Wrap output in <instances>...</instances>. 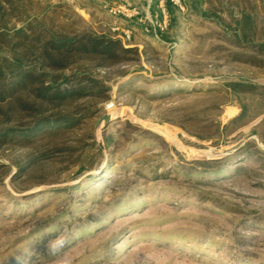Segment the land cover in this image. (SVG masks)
I'll return each mask as SVG.
<instances>
[{
	"label": "rangeland",
	"instance_id": "1",
	"mask_svg": "<svg viewBox=\"0 0 264 264\" xmlns=\"http://www.w3.org/2000/svg\"><path fill=\"white\" fill-rule=\"evenodd\" d=\"M14 1L19 18L9 28L37 17L67 33L119 38L112 27H126L110 12L120 0ZM184 6L167 5L163 30L146 33L136 22L140 61L95 71L111 79L127 74L109 80L107 101L79 103L78 111L88 107L93 116L50 145L0 148V264H59L64 257L71 264H264V157H234L226 164L241 169L217 175L193 163L227 157L248 142L247 153L264 150V0ZM150 15L163 20L159 0ZM102 19L112 23L105 29ZM130 42L124 45L135 47ZM2 45L0 59L12 57ZM230 82L257 85L242 96L248 112L200 139L195 133L209 135L243 112L227 92ZM90 135L103 156L88 148L82 161L96 160L93 167L74 165L80 154L69 149L92 142L85 140ZM55 149L62 152L18 173ZM58 235L68 243L53 253L46 245Z\"/></svg>",
	"mask_w": 264,
	"mask_h": 264
},
{
	"label": "trees",
	"instance_id": "2",
	"mask_svg": "<svg viewBox=\"0 0 264 264\" xmlns=\"http://www.w3.org/2000/svg\"><path fill=\"white\" fill-rule=\"evenodd\" d=\"M167 5L172 10L173 4L169 2ZM19 12L20 6L14 0H0V48L3 47L2 42H6L8 49L14 52L10 58L0 59V113L4 114L5 120L0 118V148L17 144L30 147L46 140H49L50 145L56 138L76 129L83 118L95 113L88 107L85 108L87 111H78L79 103L107 101L112 91L110 81L127 74L121 71L118 77L111 79L95 71L140 61L136 46L126 47L120 38L111 34L100 36L89 29L71 34L53 29L37 17L24 21V26L20 28H9L11 19L19 18ZM30 58L35 59V64L27 67L25 61ZM67 70L69 73H66ZM256 89L257 85L254 84L230 82L226 90L241 100L243 112L222 129L217 124L209 135H195L200 139H211L226 130L229 124L243 118L248 112V105L243 102L242 96L252 95ZM127 125L138 127L130 122ZM142 131L152 137L154 142L162 141L157 134ZM85 140L92 142L69 149V152L71 156L76 152L80 154L73 161L74 165L92 168L96 160L85 164L82 158L88 148H97V141L94 135ZM249 146L250 142L224 158L203 159L193 163L209 166L208 169L214 168L212 175L236 172L241 167L227 165L232 158L242 154L246 158L257 155L264 157V150L258 147L253 153H247ZM56 152L62 151L55 149L41 152L21 167L18 173L28 172L32 166L52 158ZM95 155L101 158L103 151L97 148Z\"/></svg>",
	"mask_w": 264,
	"mask_h": 264
},
{
	"label": "built area",
	"instance_id": "3",
	"mask_svg": "<svg viewBox=\"0 0 264 264\" xmlns=\"http://www.w3.org/2000/svg\"><path fill=\"white\" fill-rule=\"evenodd\" d=\"M171 2L173 5L178 6L181 10H185V0H159V11L163 16V20L154 18L145 13L144 9L140 5L133 4L130 0H120L119 5H116L110 9V12L114 17H121V23H127L129 21H136L142 26V30L146 33H151L157 30H163L166 27V18L168 15L167 4ZM113 31H121L122 33L118 37L126 44L133 40L134 29L128 26L120 28V25L113 26Z\"/></svg>",
	"mask_w": 264,
	"mask_h": 264
},
{
	"label": "crops",
	"instance_id": "4",
	"mask_svg": "<svg viewBox=\"0 0 264 264\" xmlns=\"http://www.w3.org/2000/svg\"><path fill=\"white\" fill-rule=\"evenodd\" d=\"M106 1H112V0H97V2H100L102 4V2H106ZM134 3L141 5L144 9V11L146 12V14H148L149 16L152 11H155V8H157V0H132ZM92 17V16H91ZM110 23H112L111 20H109ZM105 21H103V19L101 20V23L103 24V26H105L104 28L106 29V26H110V23H104ZM107 24V25H106ZM124 25L131 27L134 29V35H133V39L130 43L132 45L135 46H140L139 44V36H142V32H141V28L139 26H137L136 21H129L127 23H123ZM103 33H106V30L103 31Z\"/></svg>",
	"mask_w": 264,
	"mask_h": 264
},
{
	"label": "clouds",
	"instance_id": "5",
	"mask_svg": "<svg viewBox=\"0 0 264 264\" xmlns=\"http://www.w3.org/2000/svg\"><path fill=\"white\" fill-rule=\"evenodd\" d=\"M67 243V238L64 235H58L54 239L50 240L46 247L49 249V251L56 253L61 251L67 245ZM59 264H71V260L67 257H64L59 261Z\"/></svg>",
	"mask_w": 264,
	"mask_h": 264
},
{
	"label": "water",
	"instance_id": "6",
	"mask_svg": "<svg viewBox=\"0 0 264 264\" xmlns=\"http://www.w3.org/2000/svg\"><path fill=\"white\" fill-rule=\"evenodd\" d=\"M212 157H208L207 159H211Z\"/></svg>",
	"mask_w": 264,
	"mask_h": 264
}]
</instances>
